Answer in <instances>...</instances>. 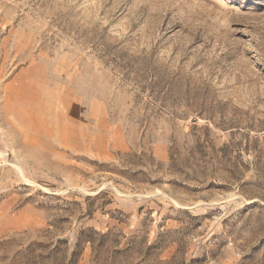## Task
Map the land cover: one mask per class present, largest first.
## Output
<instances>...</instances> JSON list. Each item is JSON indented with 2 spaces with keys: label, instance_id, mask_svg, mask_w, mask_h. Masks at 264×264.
<instances>
[{
  "label": "rangeland",
  "instance_id": "rangeland-1",
  "mask_svg": "<svg viewBox=\"0 0 264 264\" xmlns=\"http://www.w3.org/2000/svg\"><path fill=\"white\" fill-rule=\"evenodd\" d=\"M0 264H264V0H0Z\"/></svg>",
  "mask_w": 264,
  "mask_h": 264
}]
</instances>
